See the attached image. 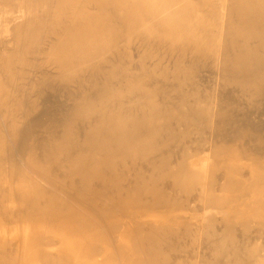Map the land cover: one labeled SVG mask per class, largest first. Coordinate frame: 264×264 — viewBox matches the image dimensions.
Wrapping results in <instances>:
<instances>
[{
    "label": "bare ground",
    "instance_id": "1",
    "mask_svg": "<svg viewBox=\"0 0 264 264\" xmlns=\"http://www.w3.org/2000/svg\"><path fill=\"white\" fill-rule=\"evenodd\" d=\"M0 264H264V0H0Z\"/></svg>",
    "mask_w": 264,
    "mask_h": 264
}]
</instances>
